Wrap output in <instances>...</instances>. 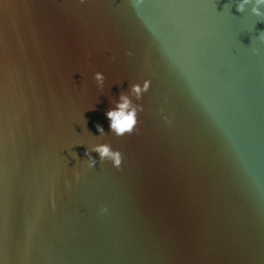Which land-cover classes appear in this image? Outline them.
<instances>
[{
  "label": "water",
  "instance_id": "95a60500",
  "mask_svg": "<svg viewBox=\"0 0 264 264\" xmlns=\"http://www.w3.org/2000/svg\"><path fill=\"white\" fill-rule=\"evenodd\" d=\"M134 3L0 0V264H264V19ZM143 79L113 135L105 112ZM94 143L120 168L73 170Z\"/></svg>",
  "mask_w": 264,
  "mask_h": 264
},
{
  "label": "clouds",
  "instance_id": "9594fccd",
  "mask_svg": "<svg viewBox=\"0 0 264 264\" xmlns=\"http://www.w3.org/2000/svg\"><path fill=\"white\" fill-rule=\"evenodd\" d=\"M141 2L142 0H135L134 6L139 5ZM250 3L252 4L251 14L264 19V12L260 11V8L264 6V0H236V10L238 12H243L245 6ZM256 39L261 44H264V31L259 32ZM252 51L255 52L256 49L253 48ZM126 54L131 55V52ZM92 79L95 82L97 90H102L105 81L104 74L100 71L94 72ZM150 83L148 79L132 83L128 94L122 93L115 101L114 106L105 112L109 130L113 135L123 136L133 133L138 123V114L143 111V105L139 103L133 104L132 97L139 101L143 94L148 91ZM96 131L99 136L104 135V128L102 126L97 125ZM92 152L97 154V158L91 155ZM84 155L87 157V160L74 165L73 170L77 165H81L87 169H93L98 163L102 162H109L113 168L119 169L122 163L121 153L118 150H114L109 143L91 144L90 148L85 149ZM72 156L74 159L76 158L75 153H72ZM65 164L66 166L68 164L66 159ZM99 211L103 214L106 213L108 209L106 207H101Z\"/></svg>",
  "mask_w": 264,
  "mask_h": 264
}]
</instances>
